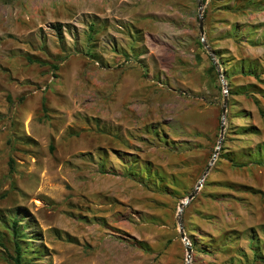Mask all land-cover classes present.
<instances>
[{"label": "rangeland", "instance_id": "obj_1", "mask_svg": "<svg viewBox=\"0 0 264 264\" xmlns=\"http://www.w3.org/2000/svg\"><path fill=\"white\" fill-rule=\"evenodd\" d=\"M203 16L226 89L198 0H0V264H187L224 91L190 264H264V0Z\"/></svg>", "mask_w": 264, "mask_h": 264}, {"label": "water", "instance_id": "obj_2", "mask_svg": "<svg viewBox=\"0 0 264 264\" xmlns=\"http://www.w3.org/2000/svg\"><path fill=\"white\" fill-rule=\"evenodd\" d=\"M198 5H199V11H200V17H199V24H200V32L202 34V43L203 45L206 47V49L209 52V55L211 56V58L213 59L216 68L218 70V73L223 81V85L226 89L227 84L223 78V74L221 71V66L220 63L217 61L216 57H215V52L214 50L209 46L208 42L205 39V31H204V16H203V6H204V1L203 0H198ZM228 103H229V97H228V91H224V103H223V107H222V119H221V137L219 139V143H218V147L216 149V152L214 154V157L210 163V165L207 167L206 171L204 172L200 182L198 183L197 187L195 188V190L188 195L187 198H185V200H183L180 205H179V209H178V224H179V229H180V233H181V237L182 239L185 241L186 244V249H187V264H190L191 261V256H192V245L191 242L189 241V239L186 236L185 230H184V225H183V210L186 207V205H188L190 203L191 200L194 199V197L196 196V194L199 192L202 183L205 179V177L207 176V174L209 173L212 164L215 162L216 158H217V154H218V150L221 147V143L223 141V137H224V133H225V119H226V113H227V109H228Z\"/></svg>", "mask_w": 264, "mask_h": 264}, {"label": "trees", "instance_id": "obj_3", "mask_svg": "<svg viewBox=\"0 0 264 264\" xmlns=\"http://www.w3.org/2000/svg\"><path fill=\"white\" fill-rule=\"evenodd\" d=\"M18 223H19L18 220L13 221V225H14L13 226V232L15 235V255H13L12 258H13L15 264H23L22 245H21L20 239H19L20 232L17 229Z\"/></svg>", "mask_w": 264, "mask_h": 264}]
</instances>
